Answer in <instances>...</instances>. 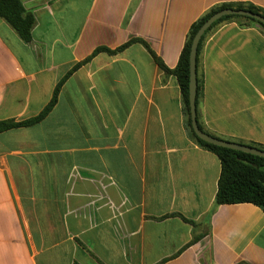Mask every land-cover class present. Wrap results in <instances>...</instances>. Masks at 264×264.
Returning <instances> with one entry per match:
<instances>
[{
	"label": "crops",
	"instance_id": "0c3cea01",
	"mask_svg": "<svg viewBox=\"0 0 264 264\" xmlns=\"http://www.w3.org/2000/svg\"><path fill=\"white\" fill-rule=\"evenodd\" d=\"M0 18V264H264V212L215 206V154L190 135L172 70L191 25L264 0H20ZM221 23L197 60V122L264 147V34ZM93 55V56H92ZM89 61L84 62L89 59ZM77 64H81L67 76Z\"/></svg>",
	"mask_w": 264,
	"mask_h": 264
},
{
	"label": "trees",
	"instance_id": "16d2710c",
	"mask_svg": "<svg viewBox=\"0 0 264 264\" xmlns=\"http://www.w3.org/2000/svg\"><path fill=\"white\" fill-rule=\"evenodd\" d=\"M223 9L246 10L264 17L263 9L250 4L221 5L210 9L206 14H204L202 17H200L196 22H194L191 25L186 37V41L179 55L177 65L172 70L165 67V65L155 56V54L150 50V48L146 45L145 42L137 39L128 42L121 48H118L117 50L114 51L105 48H99L94 52L93 55L99 52L115 54L122 51L131 43L138 42L142 44L151 54L152 58L154 59L158 67L166 75H173L176 77L178 85L180 87L182 103L184 106V113L186 116V124L191 137L202 148L215 154L220 161L221 172L217 182V191L215 194V201H214L215 206L248 203L257 206L264 212V158L243 153L240 151L217 147L208 144L204 141H201L193 133L190 125L189 54H190L191 44L196 32L201 27V25L211 15ZM0 18L4 19L14 29V31L18 34V36L23 42L25 43L30 42L31 32L34 27L35 19L31 13L26 12L20 0H0ZM232 20L242 22L241 23L242 25H257L260 28L261 32L264 34V26L255 20L248 18H241L237 16H225L220 20L216 21L211 26V28H209L207 32L202 36L197 49V60H198V54L207 36H209L221 23ZM89 60L90 58L85 60L84 62H87ZM80 65L81 64L75 65L68 72L67 76L70 75L73 71H75ZM64 79H62L58 83V85L54 89L49 104L39 116L22 122H14V121L0 122V133L14 128L28 127L41 120L46 115V113L49 112L51 108L54 106L57 99L59 88L63 83ZM197 93H198V78H197ZM247 146H251L264 151V147L260 145L249 144Z\"/></svg>",
	"mask_w": 264,
	"mask_h": 264
},
{
	"label": "water",
	"instance_id": "95a60500",
	"mask_svg": "<svg viewBox=\"0 0 264 264\" xmlns=\"http://www.w3.org/2000/svg\"><path fill=\"white\" fill-rule=\"evenodd\" d=\"M225 16H237L241 18H248L255 20L264 26V17L246 11V10H237V9H223L211 15L198 29L196 32L189 54V114H190V125L193 133L196 137L204 141L208 144L227 148L235 151H240L243 153L251 154L254 156H258L264 158V151L259 150L257 148L247 146L244 144H239L236 142H230L218 139L213 137L207 133H205L202 129H200L198 122H197V109H196V99H197V49L199 42L202 36L207 32L209 28L218 20Z\"/></svg>",
	"mask_w": 264,
	"mask_h": 264
}]
</instances>
